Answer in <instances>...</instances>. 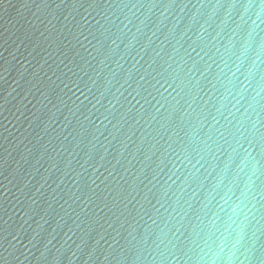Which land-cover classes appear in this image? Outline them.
I'll list each match as a JSON object with an SVG mask.
<instances>
[{"label":"water","instance_id":"95a60500","mask_svg":"<svg viewBox=\"0 0 264 264\" xmlns=\"http://www.w3.org/2000/svg\"><path fill=\"white\" fill-rule=\"evenodd\" d=\"M0 264H264V0H0Z\"/></svg>","mask_w":264,"mask_h":264}]
</instances>
